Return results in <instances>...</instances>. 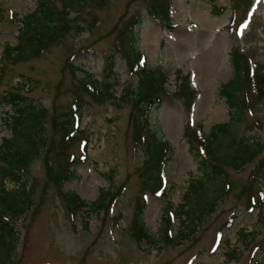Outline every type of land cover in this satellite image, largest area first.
<instances>
[{"label":"rangeland","instance_id":"rangeland-1","mask_svg":"<svg viewBox=\"0 0 264 264\" xmlns=\"http://www.w3.org/2000/svg\"><path fill=\"white\" fill-rule=\"evenodd\" d=\"M53 1L63 25L61 36L39 56L13 64L2 62L3 47L17 42L18 19L34 9L36 0H0V67L5 65L0 71V141L9 136L4 118L10 107L1 103L5 92H19L47 109L45 146L28 168L35 185L32 204L14 221L15 255L9 260L0 257L1 264H264V222L247 194L253 172L264 163V100L255 99L250 90L244 122L232 126L228 135L218 136L219 151L227 157L222 163L225 188L221 183L209 186L212 202L194 214L198 218L188 223L194 230L186 237L179 236L178 219L171 218L167 227L162 212L166 202L174 208L181 203L189 173H196L184 127L199 122L208 133L212 125L227 120L226 105L217 91L232 74L230 51L236 48L244 64L252 67L264 62V0H214L216 6L224 7L219 15L212 14L211 5L202 0ZM165 4L166 22L162 17ZM151 8L159 18L150 14ZM131 34L154 75L161 79V72L167 75L161 102L147 113V125L173 148L166 196L145 191L142 197L145 227L160 238L157 248L138 242L131 233L136 198L143 195L140 190L145 186L141 174L149 158L136 143V137L141 142L145 134L140 135L138 124L135 127V108L125 96L138 85V77L127 64ZM111 55L113 72L108 66ZM212 56L214 64L207 69L204 62ZM83 72L100 88L111 81L113 100L94 99L81 84ZM184 75L198 90L191 109L177 94ZM77 96L86 100L78 127L80 138L65 144L59 125ZM174 117L177 123L172 130ZM248 137L259 139L260 145L252 147L254 156L248 162L233 166L239 160L229 158ZM72 156L84 162L74 166L62 190L87 203L76 214L69 209L74 202L64 198L58 180ZM257 184L264 195V174L257 177ZM4 186L14 185L7 181ZM231 216L235 218L227 225ZM165 228L168 237L178 234V242L161 238Z\"/></svg>","mask_w":264,"mask_h":264},{"label":"trees","instance_id":"trees-1","mask_svg":"<svg viewBox=\"0 0 264 264\" xmlns=\"http://www.w3.org/2000/svg\"><path fill=\"white\" fill-rule=\"evenodd\" d=\"M202 1L211 5V13L214 15H219L224 11V7L216 6L214 0ZM164 7L165 11L162 12V17L164 22H166L168 4H165ZM1 9L0 7V16ZM151 11L152 13L150 14L153 17L159 18L155 8H151ZM62 12L67 14L66 9H63ZM59 14L60 12L55 7L53 0H36L34 9L18 19L20 26L17 42L14 45H4L1 57L2 62L14 64L33 56L37 57L49 46L56 43L62 34L63 28L58 17ZM11 15L14 18L16 17V13H11ZM132 23H134V26L137 21ZM166 24L171 26L168 23ZM127 46V53H129L127 55L128 69L130 73L138 77V85L132 89L130 88L125 96L129 97L132 107L135 108V127L138 124L140 135L143 132L145 134L140 137L141 142L136 137V143L149 156L148 165L141 174V181L145 186L140 191L142 194L145 191H149L156 197L164 198L168 182L167 164L171 160L173 148L167 139H164L158 132L151 130L149 124L147 125V113L153 104L158 105L161 102L164 96V81L167 75L161 72L162 79L159 75L157 77L154 75V71L146 63L145 54L138 50L136 43L133 41L132 34L131 39L127 41ZM241 55L236 48L230 51L229 60L232 65V74L225 82L219 85L217 91L218 96L223 99L226 105L227 120L212 125L208 133L202 131L199 122L193 126L187 124L184 127L183 136L188 141L196 159V173H189L187 187L182 194L181 203L174 208L171 203L166 202L162 207L167 227L170 225L171 218L179 220L180 225H182L179 233L181 234L179 235L180 237H186L193 232L194 228H188V223L192 224L198 218V216H194L196 212L201 213L205 210V207L211 204L212 199L208 192L209 186L221 183L222 189L225 188L227 175L222 168V163L227 157L219 151L218 136L228 135L232 126L244 122L248 111V90L254 94L255 99L264 100V62L256 63L252 67L247 62L244 64ZM108 63L109 70L113 72L115 62L112 55L109 56ZM4 66V64L1 65L0 71ZM81 70L84 69L82 68ZM188 77L184 75V80L181 81L177 94L182 96L186 107L191 109L198 90L191 86ZM80 81L84 89L94 99L113 100L114 97L110 91L111 81L104 82L103 88H100L98 87L100 83L98 84L91 75L84 72ZM1 103L8 105L10 111L4 118L9 136L2 137L0 141V257L9 260L15 255L18 237L14 229V221H16V218L25 215L32 204V193L35 185L28 177V168L31 160L38 156L45 146L47 109L40 103H36L34 100L14 91L5 92L1 96ZM85 103L86 100L81 96H77L64 113L59 125L63 143L67 144L72 143L76 139L79 140L81 129H78V127ZM137 117H140L138 121ZM146 131L149 133L147 138ZM258 140H251L248 137L244 142L241 141L240 145L236 147L235 154L229 158V160L234 158L233 161L239 160V162H233V166H237L239 163H246L254 156L255 151L251 152V149L256 145H260V140ZM83 141L85 154L86 140ZM83 162L82 158L77 159L72 156L70 160H66L64 168L62 167L61 177H58V180H60V192L67 201L71 199V202H74V208L72 206L69 208L73 214H76L87 203L79 196H72V193L63 191L62 185L68 180V176L72 175L74 166ZM262 166H264V163H261L259 169L253 172L251 177L253 180L248 186L249 191L247 194L249 204L251 202L253 207L254 205L259 207L258 217L264 222V195L259 192L257 184V177L260 174H264V170H261ZM7 181L13 183L14 186L11 188L5 187L4 183ZM104 192L107 191L104 190L103 193H100V204L102 203ZM260 194L261 196H259ZM143 196L144 194L136 198L131 233L138 242L146 241L157 248L160 238L154 237L145 227L143 217L145 202L142 199ZM234 218L231 216L227 225L231 224ZM84 225L87 226V220ZM183 228H186V231L184 230L186 233L184 234ZM163 232L164 234L161 238H167V229L165 228ZM242 235L246 236L245 233H242ZM168 238V242H178V234Z\"/></svg>","mask_w":264,"mask_h":264},{"label":"bare ground","instance_id":"bare-ground-1","mask_svg":"<svg viewBox=\"0 0 264 264\" xmlns=\"http://www.w3.org/2000/svg\"><path fill=\"white\" fill-rule=\"evenodd\" d=\"M215 59V57L213 58V56L209 59V57L206 58V61L204 62V67L209 69L212 67V65L214 64L213 60ZM177 123V119L174 117L172 120V125H171V129L175 130V124Z\"/></svg>","mask_w":264,"mask_h":264}]
</instances>
